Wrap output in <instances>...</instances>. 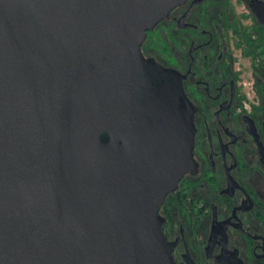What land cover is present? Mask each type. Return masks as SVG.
<instances>
[{"label": "flooded vegetation", "instance_id": "flooded-vegetation-1", "mask_svg": "<svg viewBox=\"0 0 264 264\" xmlns=\"http://www.w3.org/2000/svg\"><path fill=\"white\" fill-rule=\"evenodd\" d=\"M3 1L14 18L18 12L23 31L37 10L54 3ZM155 4L156 15L140 38L110 40L109 54L99 57L100 71H114L119 83V122L99 139L109 145L117 138L123 150L109 147L111 160L124 151L123 167L132 170L127 177L134 176L144 167L141 153L160 141L164 119L182 109L190 127L187 165L153 212L137 211L144 205L136 202L126 209L116 205L111 216L123 224L134 221L138 264H264V0ZM10 24L14 21L0 23ZM3 52L12 63L22 59L6 44L0 59ZM9 112L0 166L4 161L9 168L7 177L24 178L19 190L29 206L0 202V255L9 247V264H97L99 245L92 232L48 224L33 230L30 211L50 210L53 191L42 163L21 161L33 143L34 117L26 111L14 70L0 62V114ZM83 189L82 219L105 221L101 197L85 183ZM101 254L106 264H126L112 249Z\"/></svg>", "mask_w": 264, "mask_h": 264}, {"label": "water", "instance_id": "water-1", "mask_svg": "<svg viewBox=\"0 0 264 264\" xmlns=\"http://www.w3.org/2000/svg\"><path fill=\"white\" fill-rule=\"evenodd\" d=\"M5 4L0 0V23L11 20L14 25H0V46L20 51L22 59L12 63L9 52H3L0 62L14 70L26 111L34 117L33 143L21 161L42 163L53 191L50 210L43 214L30 211L33 230L48 224L90 231L99 245L97 264H106L102 249L121 253L126 264H138L137 227L134 221L113 220L111 209L141 202L144 206L137 211L153 212L155 203L187 165L188 114L176 109L164 119L160 141L141 153L139 161L144 167L127 177L132 170L123 167L124 151L112 160L108 152L109 147L123 150L116 145L117 138L109 145L99 139V133L119 122V83L114 71H100L99 57L109 54L106 44L110 40L127 37L134 43L143 35L156 15L155 0H54L48 9H39L29 18L26 31L20 28L18 12L14 18ZM10 113L0 114V121L7 119L0 128V147L11 125ZM5 165L3 161L0 166V202L17 201L28 209L29 202L19 190L24 178L7 177ZM83 183L101 197L105 221L87 224L80 216ZM8 249L0 255L5 264H9Z\"/></svg>", "mask_w": 264, "mask_h": 264}]
</instances>
